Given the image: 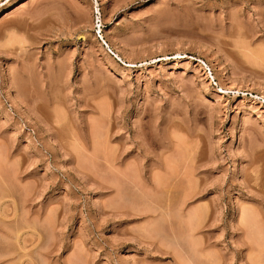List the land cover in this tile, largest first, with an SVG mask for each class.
Masks as SVG:
<instances>
[{
    "label": "rangeland",
    "instance_id": "rangeland-1",
    "mask_svg": "<svg viewBox=\"0 0 264 264\" xmlns=\"http://www.w3.org/2000/svg\"><path fill=\"white\" fill-rule=\"evenodd\" d=\"M261 249L264 0H0V264Z\"/></svg>",
    "mask_w": 264,
    "mask_h": 264
},
{
    "label": "bare ground",
    "instance_id": "bare-ground-1",
    "mask_svg": "<svg viewBox=\"0 0 264 264\" xmlns=\"http://www.w3.org/2000/svg\"><path fill=\"white\" fill-rule=\"evenodd\" d=\"M22 6V5H21ZM10 81V80H9ZM140 145H143L144 146V151L147 153L148 152V146L146 145V144H148V143H144L143 141H139L138 142ZM260 254L261 255H264V251L261 249L260 251ZM264 263V261L262 262V264Z\"/></svg>",
    "mask_w": 264,
    "mask_h": 264
},
{
    "label": "built area",
    "instance_id": "built-area-1",
    "mask_svg": "<svg viewBox=\"0 0 264 264\" xmlns=\"http://www.w3.org/2000/svg\"><path fill=\"white\" fill-rule=\"evenodd\" d=\"M100 39L102 40L103 44L106 46V44H105L104 40H103L101 37H100Z\"/></svg>",
    "mask_w": 264,
    "mask_h": 264
}]
</instances>
